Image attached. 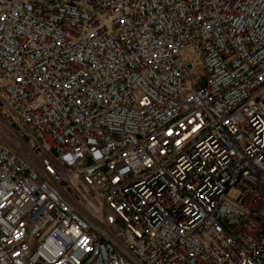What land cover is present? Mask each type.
Returning <instances> with one entry per match:
<instances>
[{
    "label": "built area",
    "instance_id": "built-area-1",
    "mask_svg": "<svg viewBox=\"0 0 264 264\" xmlns=\"http://www.w3.org/2000/svg\"><path fill=\"white\" fill-rule=\"evenodd\" d=\"M0 264H264V0H0Z\"/></svg>",
    "mask_w": 264,
    "mask_h": 264
},
{
    "label": "rangeland",
    "instance_id": "rangeland-1",
    "mask_svg": "<svg viewBox=\"0 0 264 264\" xmlns=\"http://www.w3.org/2000/svg\"><path fill=\"white\" fill-rule=\"evenodd\" d=\"M204 69L199 67L196 69L195 73H194V78L198 80V83L201 85L203 83L204 80Z\"/></svg>",
    "mask_w": 264,
    "mask_h": 264
}]
</instances>
